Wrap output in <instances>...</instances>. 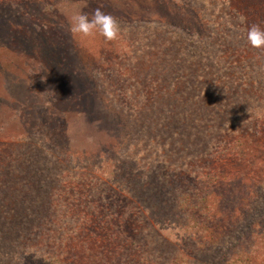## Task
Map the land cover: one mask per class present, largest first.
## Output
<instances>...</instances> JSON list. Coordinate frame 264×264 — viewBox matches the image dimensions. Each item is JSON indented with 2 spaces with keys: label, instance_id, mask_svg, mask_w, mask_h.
<instances>
[{
  "label": "rangeland",
  "instance_id": "1",
  "mask_svg": "<svg viewBox=\"0 0 264 264\" xmlns=\"http://www.w3.org/2000/svg\"><path fill=\"white\" fill-rule=\"evenodd\" d=\"M11 2L0 0V216L15 207L17 212H26L27 207L44 206L47 194L57 189L54 204L72 208V218L77 221L91 209L95 210L94 217L101 213L107 220L133 216L137 222L132 237L115 222L111 229L94 224L97 228L92 233L93 220L88 228L74 233L75 225L67 219L69 226L65 227L69 229L58 235L51 238L47 233L38 239L28 237L31 243H20L39 241L48 252L46 257L35 256L32 263L25 259L23 264H182L159 242L155 230L162 231L158 224L162 210L154 216L144 207L160 208L156 206L159 199L146 196L147 185L156 178L153 165L165 155L176 160L204 154L211 138L217 137L213 130L216 111L227 113L228 118L229 113L242 116L241 107L264 106V100L260 102L262 92L239 89L234 87L241 84L239 79L231 76L235 85H228L218 76L216 63L230 43L223 35L225 45L215 44L220 42L219 37L212 36L218 31L212 20L225 10L224 3ZM96 9L116 19L120 27L117 39L106 41L98 35L82 39L69 32L72 12L91 14ZM252 97L253 101L248 100ZM218 118L220 123L227 120ZM239 123L244 127L253 121ZM124 155L132 157L127 170ZM263 155L264 148L251 173L243 174L239 167L221 187L222 194L237 188L236 196L244 198L248 186L258 191L257 187L264 184ZM63 170H80L83 179H60L58 174ZM145 177L149 180L143 186ZM116 182H123L125 190ZM117 190L126 196L122 203L114 199ZM257 197L259 204L253 215L263 210L264 191L260 189ZM222 199V195H213L208 202ZM220 208L223 214V205ZM10 213L0 222L5 231L7 221L17 224L24 220ZM149 218L155 229L147 225ZM187 219L182 217L181 221ZM169 224L171 238L176 239L174 234L180 235L181 229ZM193 224L202 226L198 218ZM123 225L136 226L131 221ZM196 230L192 227L191 231ZM185 241L191 246V240ZM9 242L6 236L0 237V264L19 263L9 254L2 256L11 251Z\"/></svg>",
  "mask_w": 264,
  "mask_h": 264
},
{
  "label": "trees",
  "instance_id": "2",
  "mask_svg": "<svg viewBox=\"0 0 264 264\" xmlns=\"http://www.w3.org/2000/svg\"><path fill=\"white\" fill-rule=\"evenodd\" d=\"M10 1L13 2V0ZM219 1L224 3L225 10L220 13L218 18L212 20L214 28H218V31L212 32V36L219 37L220 43L215 42V44L222 43L223 35L224 40L227 38L230 44L223 52L225 55L216 63V69L219 71L218 76L224 81L227 80L228 85L232 83L230 81L232 76L239 79L241 83L239 86H237L238 83L236 85L232 83L235 85L234 87L239 89L249 87L248 89L255 90L254 92L257 94L261 92L264 94V48H253L244 39L250 25L256 24L264 28V0ZM241 17L243 21H241ZM234 29H237V32ZM223 45L225 43H222ZM220 71L222 72L221 76ZM253 99V97L248 98L250 101ZM262 100L264 98L260 102ZM240 110L239 113L242 116L238 113L234 115L229 113L228 118V114L225 112L216 111L213 113L217 114V122H214L215 129H213L217 137L211 138L204 154L176 160L167 158L165 155L151 169L156 178L147 185L149 189L146 190V196L154 195L159 199L156 206L159 205L160 208L156 209L153 205L144 207L148 213H152L154 216L162 210L161 214L159 213L161 220L158 221V224L166 227L171 223L173 228L176 227L174 229H181L180 235L174 234L176 239L171 238L172 232L168 229L169 226L167 228L161 226L162 231H155L159 234V242L170 248L167 253H174V259L181 261L182 264H264V206L261 214L256 212L253 215L251 213L254 207L259 204L257 195L260 189L264 191V187L261 188L264 184H260V187L256 186L258 191L254 187L248 186V192L244 198L236 196L237 188L228 189L226 194L221 192V187L229 178L234 176L233 174H237L239 167L244 170H241L243 174L253 171L257 163L256 160L264 148V106L259 104L249 110L244 109V107H241ZM258 111L261 113L260 117L256 115ZM218 115L226 117L227 120L222 123L218 122ZM250 120L253 123L248 126L245 125L247 127H243L239 123V121H247L248 124ZM123 158L126 160L124 167L127 170L130 167L129 160L132 157L124 155ZM246 164L248 166L243 168ZM243 174L242 182L244 183L246 178H243ZM58 175H61L60 179L65 181L83 179L80 170L74 172L63 170ZM147 180L149 179L145 177V180L142 181L143 186L146 185ZM123 182L116 183H119V188L125 190ZM56 191L57 189H53L51 195L47 194L49 197L44 202V206L27 207L26 212H17L19 208L15 207L2 213L0 222L5 219L6 215H9L10 211V216L13 217L15 214L24 218L23 221L19 219L17 224L7 221L4 224L6 231L0 228V237L6 236L11 241L9 242L11 243V251L3 252L2 256L5 257L9 254L11 258L18 260V264H23L25 259L32 263V259L35 260V256L38 254L46 257L48 255V252L44 251L46 246H43L39 241L36 242L37 244L29 245L20 243L29 240L31 243L32 240L28 237L38 239L48 235L47 233H50L51 238L52 234L58 235L61 230L69 229L66 228L69 226L67 219L75 225L74 230H71L74 233H79L88 228L89 223L93 220L91 223L92 233L97 228L94 227V224L98 228L104 225V227L107 226L111 229L110 225L115 226L117 223L127 229L132 237L135 235L137 222L133 216L125 217L123 220H119V218L107 220L108 218L103 213L94 217L95 210L87 209L84 217L80 216L78 221L73 219L72 208L59 207V205L54 204ZM127 193L131 194L130 192ZM113 194L114 199L117 198L121 203L126 198L122 195L123 192L119 190L114 191ZM213 195H216L217 198L222 195V201L208 202ZM126 205L128 206V204ZM221 205L224 208L222 213L226 216L225 219L220 212ZM111 209L113 210V207ZM89 212L94 214H88ZM195 214L204 217L205 220ZM119 217H122V214ZM182 217L188 218L187 222L183 223ZM197 218L202 225L199 228L193 224ZM130 221L135 223V228L133 225L129 228L123 225V223H130ZM146 223L154 226V229L156 228L151 223L150 218L148 221L146 219ZM192 227L199 230L192 232ZM144 230L147 232L149 228L145 227ZM73 232H71V236ZM14 233L19 235L15 236ZM12 237L15 240H12ZM63 237L64 235H62V239ZM92 237L93 235L90 238L94 239ZM117 237L118 234L114 238ZM185 240H191V246H187ZM94 242H97V239ZM51 261L52 258H50ZM35 264H38L37 261Z\"/></svg>",
  "mask_w": 264,
  "mask_h": 264
},
{
  "label": "clouds",
  "instance_id": "3",
  "mask_svg": "<svg viewBox=\"0 0 264 264\" xmlns=\"http://www.w3.org/2000/svg\"><path fill=\"white\" fill-rule=\"evenodd\" d=\"M68 30L82 39L98 35L106 41H112L117 39L120 27L113 16L96 9L91 14L72 12L68 17ZM244 39L253 48H264V28L256 24L250 25ZM256 115L260 117L261 113L258 111Z\"/></svg>",
  "mask_w": 264,
  "mask_h": 264
}]
</instances>
